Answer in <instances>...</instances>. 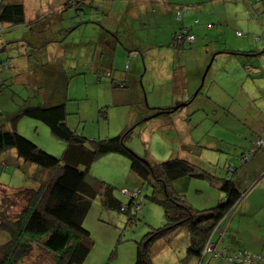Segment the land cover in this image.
Here are the masks:
<instances>
[{"label": "rangeland", "instance_id": "374dc122", "mask_svg": "<svg viewBox=\"0 0 264 264\" xmlns=\"http://www.w3.org/2000/svg\"><path fill=\"white\" fill-rule=\"evenodd\" d=\"M64 2L66 0H24L27 18L35 16L37 6L40 12L45 10L41 20H37L38 30L29 29L17 42L8 41L15 34L14 27L5 29L0 35V66L8 58L13 67L0 71V80H4L0 85V111L9 118L3 119L10 122L6 127L12 129L10 117L23 107L54 103L50 101L62 102L67 113V125L77 134L89 141L114 137L126 131L122 135L124 146L153 165L178 155L165 143L173 142L168 137V130H165L173 127L174 133L183 137V141L186 142L185 136H189L187 155L195 156L203 152L199 160L201 164L193 162V165L196 170L201 169L198 171L210 175L208 179L182 177L177 183L167 182L166 189L182 194L189 206L203 210L217 205L223 197L216 186L221 180L212 175L231 177L243 193L240 204L246 201L248 206L240 207L239 204L227 216L238 212L246 221L257 220L256 231L264 232V147L254 144L264 127V87L257 85V80L262 79L260 72L251 70L253 68H250L251 72L244 71L254 84L249 87L245 80L247 77L241 79V74L231 75L229 61L219 59L218 62L212 61L205 83L200 86L190 74L196 65L195 57H204L206 45L213 44L218 33L211 31L208 40L204 33H199L194 43L184 41L182 48L170 44L172 35L179 27L188 25L185 19L189 14L198 13L197 9H203L205 19L200 24L202 28L214 29L222 24V28L227 25L235 32L239 31L241 34L238 36L252 37L260 31L253 29L258 25L254 23L256 19L250 20L249 16H245L246 9L235 11L234 5H231L243 3L242 0H187L186 4L196 9L185 13L182 21L175 16L171 21L168 17L155 21L154 13L162 11L159 0H84L83 13H76L73 6L56 11L57 6ZM222 2L228 3L225 6L226 16H220L217 8ZM49 4L55 5L54 10L47 8ZM208 9L213 10L208 12ZM139 10L142 16L138 20L135 13ZM121 15L126 16L125 24L120 22ZM191 24L199 26L195 19ZM110 32H115L120 40L116 52L107 48V43L100 39ZM45 37H49L46 39L48 45H38ZM27 38L36 41L34 45L37 46L27 48L23 42ZM47 62L57 66V73H54L56 80L51 85L38 81L40 72L47 66L43 64ZM238 66L246 69L240 63ZM108 71L115 75L127 72L131 79L128 82L124 80L123 87H119L113 74V80L107 77ZM182 73L188 74V87L179 92L183 88L176 81L174 84L179 91L173 94V98H179L183 93L188 100L194 95L191 101L171 112L153 110L152 105L160 103L162 96L165 103L169 102L168 95L173 93L169 89L170 80ZM195 83L197 86L194 88ZM181 99L174 102L173 107L181 103ZM175 114L184 115V122L180 124L177 120L179 124H165L164 116ZM175 125L180 129H176ZM14 126L18 133L50 155L63 157L67 142L55 137L42 121L20 116ZM191 134L198 141L195 145ZM248 152L251 154L242 163L238 158ZM225 163L228 165L225 166ZM230 166L234 168L231 170ZM40 169V166L21 157L15 148H9L0 155V198L4 193L8 196L10 216L22 206L14 190L34 187L37 175L42 174L43 179L48 177V172H39ZM226 169L228 173H225ZM89 174L111 185L114 195L125 206L130 197L122 189H140L137 193L139 206L136 212L132 206L129 212H124L107 207L102 194L96 196L83 221V226L90 233L91 249L83 263L78 264H135L138 246L144 244L147 233L166 223L160 202L166 198L163 185L152 175L147 179L140 178L131 170L129 158L118 152L97 157ZM188 235V230L183 227L159 237L158 247H153V252L149 253L150 263L171 264L170 256L183 257L189 246ZM6 239L7 235L0 231V244ZM53 262V255L46 252L40 242H33L31 253L19 264Z\"/></svg>", "mask_w": 264, "mask_h": 264}, {"label": "trees", "instance_id": "16d2710c", "mask_svg": "<svg viewBox=\"0 0 264 264\" xmlns=\"http://www.w3.org/2000/svg\"><path fill=\"white\" fill-rule=\"evenodd\" d=\"M83 2L84 0H66L57 6L56 11L60 9L64 11L65 8L73 6L76 13L77 11L83 13ZM186 2L187 0H180L176 3L174 16L178 21H182L184 14L190 10ZM182 9L186 11L178 18V12ZM26 13L28 15L24 0H0V35L7 28L14 27L13 30L16 31L23 28L21 26L24 25H31L30 28H32L38 16L29 24ZM58 15L60 16V14ZM183 29H188L191 32V28L186 25L180 27L174 33L172 46L182 47L184 45V37L181 41L177 39V34ZM18 34L20 33L18 32ZM110 35L114 37L115 41H119L115 32H110ZM11 39L13 38L9 37L8 41ZM19 39H22V35H19ZM30 47L34 48L35 46L31 44ZM6 59L7 61L0 66V71L2 68L12 67L8 58ZM44 67L46 68V66ZM45 68L40 72L39 79L41 78L42 83L49 85L48 79L52 76L54 78L52 73H57L56 67ZM108 73L107 77L113 80L112 73ZM3 81L0 80V85ZM123 85V82L118 81V86ZM50 102L54 103H41L21 108L19 112L10 117L12 129L6 127L10 122L3 119L7 117L2 114V110L0 111V155L9 148H15L21 157L43 169H40L39 172H48L46 179L42 178V174L36 176L34 187L14 190L15 195L20 197L22 206L13 216L9 215L11 203L8 196L5 193L1 195L0 231L7 235V239L0 244V264H19L31 253L33 242H40L43 249L53 255V264L83 263L92 245L90 233L83 226V221L92 200L99 194H102L103 203L107 207L129 212L132 206L135 212L137 211L138 197L134 198L130 195L129 192L132 190L122 189V192L127 193L130 197L128 205L125 206L114 195L111 185L105 184L89 174L93 161L108 152L126 155L134 173L142 179H147L152 175L161 182L165 189L166 198L160 202L164 208L166 223L147 233L144 244L138 246L135 264H151L149 258L151 244L159 237L173 233L182 227H185L190 234L185 258L201 256L208 242L216 245L211 240L210 233L218 227L221 218L228 215L243 197V193L237 189L231 177L220 178L221 182H218V188L222 191L223 197L217 205L203 210L195 209L188 205L182 194L168 191L166 189L167 182L189 176L208 179L210 175L208 172L198 171L201 169L196 170L197 168L184 158H171L153 165L124 146L122 135L126 131H122L121 134L114 137L88 141L67 125L65 104ZM161 110L160 112L159 109H156L158 113L166 112L165 109ZM20 116H28L42 121L50 128L55 137L67 142L63 157L57 158L50 155L33 141L18 133L14 124ZM261 136L255 139L254 144ZM245 154L241 155L239 160ZM231 168L234 167L230 166ZM136 205L138 206L136 207ZM238 251L244 250L234 252Z\"/></svg>", "mask_w": 264, "mask_h": 264}, {"label": "crops", "instance_id": "0c3cea01", "mask_svg": "<svg viewBox=\"0 0 264 264\" xmlns=\"http://www.w3.org/2000/svg\"><path fill=\"white\" fill-rule=\"evenodd\" d=\"M146 1V0H144ZM161 2V6H162V11L161 12H155L153 18L155 19V21H162L165 17H168L171 21V19H173L174 17V11H175V7H176V3L180 2V0H159ZM243 3H235V4H231L234 5L233 9H235V11H240L242 9H246V13L245 16H249L250 20H254L256 19V21H254L255 24V30H262L261 32L259 31L256 34H253L252 37L247 35V36H238V34H241L239 31L235 32L233 30V28L228 27L227 25L223 26L222 28V24H218L217 28H208V27H204L200 26L201 22L204 21L205 17L203 18V9H197L196 11H198V13L196 14H189L191 12V9H196L194 8V6H192V8H190V10L188 11L189 16L185 19L188 22V27L191 28V33L194 34V41L197 40V36H199V33H204L207 40L209 38V34H211V31L217 32L218 35H215L217 40H213V44L211 45H206L205 50L208 51L209 53H206V51L203 53L204 57H202L200 59V57H195V61H196V65L194 66L193 70L191 71V76L193 77V80L197 81L198 83H200V86H202L203 83H205V78H206V74H208V70L205 74V77L203 79V82L200 81V77H202L204 70H205V66H207L209 63V67L213 65V63L216 61L218 62L219 59H221V61H229L230 66H231V75L233 74H241V79L244 77L245 80L247 81V84L249 85V87H252L253 81H250L248 79V75H246V72H251V70H255L257 72H260V76H261V80H257V85L259 86H263L264 87V0H242ZM219 4V3H216ZM226 2H222L220 4V6H218L217 8L220 10V16L224 15L226 16ZM55 5H47V8H50L51 10H54ZM215 8V7H214ZM213 9H208V12H211ZM222 10V11H221ZM232 10V9H230ZM142 11L139 10V12L137 11L135 13L137 19H140V15L139 13H141ZM34 14V13H33ZM45 14V10H42L40 12V8L39 6L36 7L35 9V16H33L32 18L28 17V23L30 24V21H33L37 16L38 18L34 21L33 23V27L30 28L31 25H24L21 26L23 28L19 29V30H15V34L12 35L11 37L13 39H11L9 42H17L20 41L21 39H19V35H23L25 32H28L29 29L30 30H38V19L41 20L40 18H42ZM30 15V14H29ZM200 15L202 16L200 18ZM142 16V15H141ZM119 18H121L120 22H122L123 24H125V15H121ZM184 18V17H183ZM198 18L199 21H198ZM208 18V17H207ZM176 19V18H175ZM195 19L197 20V24L199 26H195L191 24V21ZM262 20V21H261ZM175 21V20H174ZM261 21V22H260ZM259 22L261 24H259ZM263 22V23H262ZM227 24V22H226ZM27 27V28H26ZM173 27V24H171V28ZM180 28V27H179ZM194 30L196 32H194ZM18 32L20 34H18ZM32 32V31H30ZM257 32V31H254ZM263 33V34H262ZM203 35V34H202ZM246 35V34H245ZM118 36V35H116ZM173 36L172 35V40H173ZM49 37H45L43 40L38 42V45L40 46H44V45H48V41H46V39H48ZM100 39H102V41L107 43V48H110V50L112 49L113 52L117 51V42L115 41L114 37L112 35H108V34H103L102 37H100ZM119 40V39H118ZM172 40H171V45H172ZM120 41V40H119ZM24 44L27 45V48L30 47V45H34L36 44V41H33V39H26V41ZM111 42V46H109V43ZM208 42V41H207ZM192 43H194L192 41ZM190 44V43H189ZM46 45V46H47ZM35 47L37 45H34ZM45 46V47H46ZM10 47H14V45H10ZM183 47V46H182ZM182 47H177V48H182ZM263 47V48H261ZM26 51V49H25ZM108 53V52H107ZM10 54V52H9ZM113 56V55H112ZM111 56V57H112ZM213 61V63H212ZM242 64L243 67H245L246 69L242 70L241 66H238V64ZM11 64V63H10ZM207 64V65H206ZM212 64V65H211ZM44 65L46 66V69H50L51 66L56 67L57 66L53 63H44ZM250 68H253L250 70ZM129 69V67H128ZM127 69V72L129 71ZM125 71V70H124ZM246 71V72H244ZM109 72V71H108ZM127 72H123V74L121 72L117 73L116 75L113 74L117 79V82H123L124 84V80L126 82H128V80L131 79V76L127 73ZM185 73V72H184ZM107 74V73H106ZM52 75H54V73H52ZM113 78V77H112ZM41 79V78H40ZM38 80L39 82H41V80ZM186 79H188V74H180L179 77L177 78L176 75H174L173 80H170V87L169 89L171 91H173V93H171L169 96V102L165 103V98L164 96H162L160 98V103H153V110L156 111V109H165L168 110L166 112H171V108H173V104L174 102H177L178 100H180V98H182V102L181 103H176L174 106H182L187 104L188 102L191 101V99L194 97V95L192 96V98H190V100H186L185 96L186 94L180 93V97L179 98H173V94H175L176 92H178L179 88H177V86H175L174 83H176V81H179L181 83V87L183 88L182 90H180L179 92H183L184 88H187V82ZM54 81L53 76L48 79V84L51 85L52 82ZM214 82V81H213ZM179 83V84H180ZM202 83V84H201ZM176 88V90L173 87ZM239 83L237 84L236 88L238 87ZM197 86V83L194 84V88ZM119 87H123V86H119ZM186 100V101H184ZM184 101V102H183ZM175 110V109H173ZM181 114H175L172 116H164L165 117V124L167 125H171L174 124L173 122H176L177 120L180 121V124L182 122H184L185 118L183 116H180ZM178 123V122H176ZM179 124V123H178ZM173 127L169 128V129H165L168 130V137L171 139H173V142H171L169 144V142H165L167 144V147L170 145V149L176 150V154H178L177 156L172 155L170 157L171 158H184L189 160L192 164L194 162V164H201V162L199 161L201 157V154H203V152L194 155H187L189 154V146L186 144L189 140V136H185L187 141H183V137L178 136L174 133ZM176 129H180V127H178L177 125H175ZM264 131V127H262V131L261 134ZM177 133L179 131H176ZM166 134V133H165ZM182 134V132L180 131V135ZM260 134V135H261ZM259 135V136H260ZM178 137H179V141H178ZM192 143L195 145L197 144L198 141H195L196 138L192 136H190ZM198 146V145H197ZM187 150V151H186ZM183 154V155H181ZM185 156V157H182ZM239 159V158H238ZM237 159V160H238ZM239 162V160H238ZM205 163H209L207 161H205ZM243 163V162H242ZM228 165V163H225V166ZM213 168V167H212ZM227 168V167H226ZM230 168V167H229ZM224 171V169H223ZM225 173H228L227 169L225 171ZM214 176V178H222L220 176L217 177V175H212ZM179 179H175L172 182H178ZM219 183L216 184V186L218 187ZM241 202V201H240ZM246 201H244L242 204H240V207L244 206L247 207L248 204H245ZM238 204V205H239ZM237 205V206H238ZM236 208V207H235ZM234 208V209H235ZM233 209V210H234ZM232 210V211H233ZM231 211V212H232ZM257 220L254 221H246V219L244 217L241 216V214H238V212H236L233 216L229 217V216H224L221 218L219 225L217 228H215L211 233H210V238L211 240L216 244L215 246L217 248H225L226 251L228 252H234L236 250H247L250 252H262L264 251V232L260 231L257 232L256 231V225L257 224ZM246 226V228L244 229V227ZM183 228V227H182ZM181 230V229H179ZM178 230V231H179ZM189 233V232H188ZM189 237V242H190V234L188 235ZM160 239H156L152 244L150 249L153 252V247H158V241ZM187 252V251H186ZM186 252L184 253L183 257L179 258L178 256H170L169 260H171V264H234L233 262H231L228 259L225 258H221V257H216L214 255H210L209 252L201 255V256H188L186 257ZM185 259V260H184ZM154 261V260H153ZM238 264H264V262H259V263H238Z\"/></svg>", "mask_w": 264, "mask_h": 264}, {"label": "built area", "instance_id": "2783aa9c", "mask_svg": "<svg viewBox=\"0 0 264 264\" xmlns=\"http://www.w3.org/2000/svg\"><path fill=\"white\" fill-rule=\"evenodd\" d=\"M186 11L182 9L178 12V18L181 17L182 13ZM182 37H184V40L191 43L194 41L195 37L194 35L188 31V29H183L181 32L177 34V39L181 41ZM109 75V73L107 74ZM256 146L262 147L264 146V131L262 133V136L256 140ZM251 152L246 153L243 157H241L240 161L247 159L246 157L249 156ZM126 191V190H124ZM138 191V192H137ZM131 196L134 198H137V193H140L139 189L132 190L129 192ZM138 205H136L137 207ZM204 252H209L212 255H217L218 257L228 259L234 263H253V262H264V251L262 252H250L247 250L244 251H238V252H228L225 248H219L216 249V246L213 243H206V246L204 247Z\"/></svg>", "mask_w": 264, "mask_h": 264}, {"label": "water", "instance_id": "95a60500", "mask_svg": "<svg viewBox=\"0 0 264 264\" xmlns=\"http://www.w3.org/2000/svg\"><path fill=\"white\" fill-rule=\"evenodd\" d=\"M209 65H210V63L206 66V68H205V70H204V73H203V75H202V80H201V82H203V79H204V77H205V74H206V72H207V70H208V68H209ZM202 84V83H201ZM178 107V105L177 106H174L172 109H169V110H173V109H176ZM162 110L160 109V112H161ZM166 111H168V110H166Z\"/></svg>", "mask_w": 264, "mask_h": 264}]
</instances>
